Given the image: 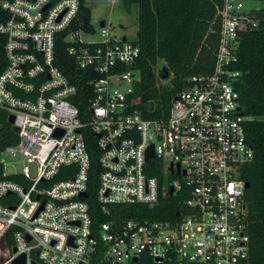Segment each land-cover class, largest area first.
Returning a JSON list of instances; mask_svg holds the SVG:
<instances>
[{
	"label": "built area",
	"instance_id": "built-area-1",
	"mask_svg": "<svg viewBox=\"0 0 264 264\" xmlns=\"http://www.w3.org/2000/svg\"><path fill=\"white\" fill-rule=\"evenodd\" d=\"M249 1L222 0L212 71L191 76L167 118L157 120L133 110L129 99L139 79V46L105 23L98 40H83L84 31L72 27L81 0H0L7 12L0 22V109L18 129L1 161L4 169L20 164L19 181L0 179V264H247L242 169L254 158L246 134L254 118L244 114L234 65L241 34L261 19ZM62 33L89 78L87 97L55 64ZM155 73L166 81L156 67ZM87 130L98 151L94 195L102 211L134 203L152 209L171 198L179 207L174 219L92 224ZM69 165L74 174L57 179ZM22 255L24 262L15 263Z\"/></svg>",
	"mask_w": 264,
	"mask_h": 264
},
{
	"label": "trees",
	"instance_id": "trees-1",
	"mask_svg": "<svg viewBox=\"0 0 264 264\" xmlns=\"http://www.w3.org/2000/svg\"><path fill=\"white\" fill-rule=\"evenodd\" d=\"M129 12L131 6H138L137 38L132 42L139 46V56L135 62L139 79L134 83L129 99L132 109L144 116L164 120L167 118L173 96L188 85L193 75L209 74L214 66L215 53L219 44L221 19L219 9L222 0H121ZM259 8V26L241 34L237 47V60L234 68L240 71L236 90L244 114L253 118L264 116V0ZM7 18V12L0 6V22ZM86 33H93L91 11L86 0H81L78 17L72 24ZM4 37L0 35V73L6 66L3 52ZM68 43L64 33L55 44V64L77 86L80 97H87L89 78L86 72L78 69L73 56L67 52ZM161 74L169 70V78L161 83L156 76L155 67ZM86 110L84 106L81 108ZM7 112L0 109V153L5 145L15 139L12 127L8 124ZM90 152V170L85 200L89 204L92 224L124 219L167 218L174 219L179 207L171 198L158 206L149 208L145 204L108 205V212L96 201L94 191L100 171L98 151L94 146V134L85 132ZM246 134L254 147V158L243 166L242 177L249 182L245 190L247 202L246 228L249 235V254L247 264H264V120H253L246 124ZM75 165L61 168L57 179L71 177ZM149 172V175L156 174ZM18 180L15 174L4 175L0 162V179ZM140 264H152L142 262Z\"/></svg>",
	"mask_w": 264,
	"mask_h": 264
},
{
	"label": "rangeland",
	"instance_id": "rangeland-1",
	"mask_svg": "<svg viewBox=\"0 0 264 264\" xmlns=\"http://www.w3.org/2000/svg\"><path fill=\"white\" fill-rule=\"evenodd\" d=\"M87 5L91 11V23L94 28L93 33L82 32L80 37L83 40L99 39L100 23L103 21L112 34L119 38L133 41L137 38L138 6L133 4L128 12L121 0H88ZM249 8H260L261 0H251L246 3ZM159 67L156 66V72ZM137 77V76H136ZM19 169L18 167L16 168ZM10 172L11 167H7Z\"/></svg>",
	"mask_w": 264,
	"mask_h": 264
},
{
	"label": "water",
	"instance_id": "water-1",
	"mask_svg": "<svg viewBox=\"0 0 264 264\" xmlns=\"http://www.w3.org/2000/svg\"><path fill=\"white\" fill-rule=\"evenodd\" d=\"M103 25H104V23L101 22V23H100V26L102 27ZM169 75H170L169 70H168L167 68H165L163 74H160L159 77H160V79H162V80H167V79L169 78ZM71 102H73V97L71 98ZM254 119H255V120H264V116L255 117ZM13 121H14V117H13V115H10L9 118H8V122H9V123H13ZM13 130H14L15 132H18V129H17L16 127H13ZM150 157H153L152 146H150V148H149L148 151H147V158H150ZM248 187H249V182H246V183H245V188L247 189ZM170 192H172V189H170ZM81 196H85V194L82 193ZM14 250H15V249H14ZM134 260H135V259H134ZM14 262H15V263H19V262H20V263H23V262H24V257H23V255L20 256V257H18Z\"/></svg>",
	"mask_w": 264,
	"mask_h": 264
},
{
	"label": "crops",
	"instance_id": "crops-1",
	"mask_svg": "<svg viewBox=\"0 0 264 264\" xmlns=\"http://www.w3.org/2000/svg\"><path fill=\"white\" fill-rule=\"evenodd\" d=\"M88 0H86V2H87ZM103 22V21H102ZM104 23V22H103ZM101 27V26H100ZM122 38H124V37H122ZM3 110V109H2ZM7 112V111H6ZM9 114L7 113V116H6V119H7V122H8V118H9ZM8 124L12 127V131L14 132V134H15V139H14V141H12L11 143H9V144H7V145H10V144H13L15 141H16V139H17V132H15L14 130H13V126H12V123H9L8 122ZM7 145H5V147L7 146ZM5 147L3 148V150L5 149ZM3 150L1 151V153H0V162H1V164H2V172H3V174L4 173H6V174H4V175H9V174H15L17 177H18V180L17 181H19V174H16L14 171H16V172H18L19 170H20V164H15V166L13 167V166H11L10 164H7L6 165V167H5V169L3 168V163H2V161H1V158H4L3 157V154H2V152H3ZM7 162H11V160L10 159H8L7 160ZM6 162V163H7ZM7 167H11L12 168V170L9 172L8 170H7ZM19 168L18 170L16 169V168ZM1 179H3V178H1ZM4 179H6V178H4ZM11 180V179H10ZM13 181H15V180H13Z\"/></svg>",
	"mask_w": 264,
	"mask_h": 264
}]
</instances>
